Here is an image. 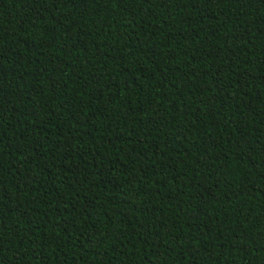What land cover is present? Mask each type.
<instances>
[{"label": "trees", "instance_id": "1", "mask_svg": "<svg viewBox=\"0 0 264 264\" xmlns=\"http://www.w3.org/2000/svg\"><path fill=\"white\" fill-rule=\"evenodd\" d=\"M0 264H264V0H0Z\"/></svg>", "mask_w": 264, "mask_h": 264}, {"label": "snow or ice", "instance_id": "2", "mask_svg": "<svg viewBox=\"0 0 264 264\" xmlns=\"http://www.w3.org/2000/svg\"><path fill=\"white\" fill-rule=\"evenodd\" d=\"M244 2V0H241V3H243Z\"/></svg>", "mask_w": 264, "mask_h": 264}]
</instances>
